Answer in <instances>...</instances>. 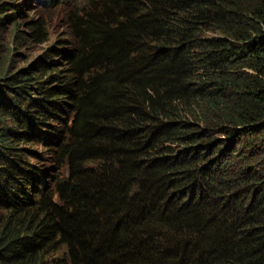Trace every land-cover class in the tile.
Listing matches in <instances>:
<instances>
[{"label": "trees", "instance_id": "trees-1", "mask_svg": "<svg viewBox=\"0 0 264 264\" xmlns=\"http://www.w3.org/2000/svg\"><path fill=\"white\" fill-rule=\"evenodd\" d=\"M26 2L0 45L46 41ZM68 18L27 69L0 54V264H264V0Z\"/></svg>", "mask_w": 264, "mask_h": 264}, {"label": "rangeland", "instance_id": "rangeland-1", "mask_svg": "<svg viewBox=\"0 0 264 264\" xmlns=\"http://www.w3.org/2000/svg\"><path fill=\"white\" fill-rule=\"evenodd\" d=\"M3 1L11 2V0ZM22 1L23 0H21V2ZM86 1L87 0H59L56 7L49 5L43 7V5H37L33 0H25V2L29 4V8H27L29 13L19 21L20 24L17 30L26 32V22L40 17L45 23L44 28L47 39L43 43L32 41L17 42L14 26L11 25L6 27V32L4 31L1 36L0 54L1 57L5 59L9 71L15 72L27 69L34 64L43 52L54 44L56 40L65 39L69 32V14H71V12L78 13ZM36 6H38L39 12H36Z\"/></svg>", "mask_w": 264, "mask_h": 264}]
</instances>
